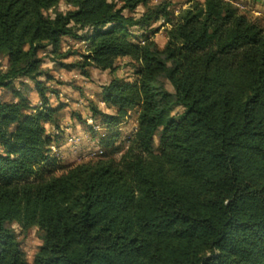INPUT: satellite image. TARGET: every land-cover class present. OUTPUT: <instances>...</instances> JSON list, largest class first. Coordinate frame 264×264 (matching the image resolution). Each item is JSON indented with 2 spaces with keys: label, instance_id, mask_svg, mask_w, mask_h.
Here are the masks:
<instances>
[{
  "label": "trees",
  "instance_id": "16d2710c",
  "mask_svg": "<svg viewBox=\"0 0 264 264\" xmlns=\"http://www.w3.org/2000/svg\"><path fill=\"white\" fill-rule=\"evenodd\" d=\"M148 2L0 0V264H27L13 224L37 229L30 264H264V25L227 0H188L174 20L170 2ZM154 22L170 24L161 48L144 36ZM122 60L132 78L100 92L111 113L89 104L100 155L53 174L51 71L86 78Z\"/></svg>",
  "mask_w": 264,
  "mask_h": 264
},
{
  "label": "rangeland",
  "instance_id": "374dc122",
  "mask_svg": "<svg viewBox=\"0 0 264 264\" xmlns=\"http://www.w3.org/2000/svg\"><path fill=\"white\" fill-rule=\"evenodd\" d=\"M164 0H149L147 6L151 7ZM170 2V12L171 20L178 15V13L188 7V0H165ZM202 2L203 0H194ZM238 7L240 12L246 13L248 17L252 19H257L260 21L261 25H264V7L258 2L252 0H227ZM70 6L61 2L55 10L64 12ZM145 8L139 6L135 12L132 14L135 18H138ZM54 10H49L46 12L47 15L52 16ZM124 15H129L124 12ZM170 28V24H162L154 22L144 33V36H148L149 40H153L159 48L163 47L166 38L165 33L167 29ZM139 30L135 28L130 29L131 39L140 38L143 34L138 32ZM155 32V33H153ZM135 41V40H134ZM138 43L143 44V39L136 40ZM71 44L65 41H61V51L66 50V45ZM74 46V45H73ZM75 47V46H74ZM50 49H47L45 56L40 53L43 59V68H53L52 56L48 54ZM73 58L67 59L65 62H71ZM124 61H120L119 68L113 73L108 71H100L98 69H89L88 76L85 79L79 78V76L68 75L58 70H52L51 73L55 76V82H60L61 84L56 86L54 81L49 82V85L54 89L59 91L58 99L55 100L53 96H49L50 103L52 106L62 105V109L57 114V124L58 128H54L50 125H45L46 134L50 136H59L61 143L52 142L49 145V154L55 159L58 169H55L52 173L59 174L62 168L85 161L89 158H93L100 155L99 148L96 145L99 142L100 136H103L104 129L98 125V123H92L89 121V104L97 106V108L105 113H111V110L105 108L104 104L101 102L100 92L102 86L106 85L112 77H130L132 72L129 68L123 66ZM6 60L0 57V66L2 69L5 68ZM132 78V76H131ZM14 87L17 84L14 83ZM168 90H171L170 86H167ZM8 91H1L0 95L4 100L10 98ZM32 103L37 102L35 96L29 97ZM56 101V102H55ZM180 110L177 109L174 114L179 113ZM77 116L80 119H86V124L90 126L92 131L88 130L86 126L80 123ZM135 129V114L130 112L128 118L123 122L120 127V151L116 153L113 158L117 160L119 156L124 152L127 141L130 138L131 133ZM155 144L157 140L154 139ZM93 146V147H92ZM61 168V169H60ZM16 233L17 240L20 243L21 249L24 253V258L27 264H30L33 260V256L40 245V240L36 228L28 230L26 233H21L19 227L16 224L11 226Z\"/></svg>",
  "mask_w": 264,
  "mask_h": 264
},
{
  "label": "crops",
  "instance_id": "0c3cea01",
  "mask_svg": "<svg viewBox=\"0 0 264 264\" xmlns=\"http://www.w3.org/2000/svg\"><path fill=\"white\" fill-rule=\"evenodd\" d=\"M59 72H62V73H65V74H68V75H73V76H79V78L81 79H85V77H82L81 75H79V73L77 71H64V70H59ZM89 72V71H88ZM87 78V77H86ZM57 86V85H56ZM60 95V94H59ZM31 96H35L34 94H32ZM36 97V96H35ZM56 102V101H55ZM58 143H61V140L58 142ZM93 147V146H92ZM96 148L98 149V144L96 145Z\"/></svg>",
  "mask_w": 264,
  "mask_h": 264
},
{
  "label": "built area",
  "instance_id": "2783aa9c",
  "mask_svg": "<svg viewBox=\"0 0 264 264\" xmlns=\"http://www.w3.org/2000/svg\"><path fill=\"white\" fill-rule=\"evenodd\" d=\"M101 153V152H100Z\"/></svg>",
  "mask_w": 264,
  "mask_h": 264
}]
</instances>
